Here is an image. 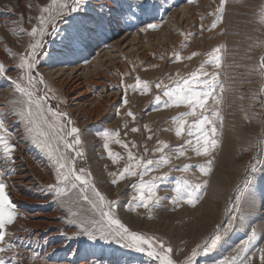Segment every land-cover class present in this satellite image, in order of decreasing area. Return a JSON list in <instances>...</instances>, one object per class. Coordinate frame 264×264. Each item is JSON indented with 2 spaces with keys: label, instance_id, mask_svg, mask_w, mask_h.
Segmentation results:
<instances>
[{
  "label": "rangeland",
  "instance_id": "1",
  "mask_svg": "<svg viewBox=\"0 0 264 264\" xmlns=\"http://www.w3.org/2000/svg\"><path fill=\"white\" fill-rule=\"evenodd\" d=\"M140 2L88 0L83 13H74L60 21L57 31L45 37V47L39 54L38 71L52 90L49 93V106L67 113V118L73 122L69 127L80 129L82 145L79 150L83 152V157L70 153L75 167L84 168L91 174L88 178L96 188L109 200L117 201L115 215L131 231L156 236L170 246L176 264H184L191 250L197 244L210 241L217 230L222 234L220 244L207 255H199L196 264H221L235 254L233 250L242 241L248 239L252 227L257 230L256 238L241 256L254 264H261L259 257L261 249H264V207L261 206L264 202V147L252 146L264 136V97L259 94L262 78L252 69L264 54V48L251 45L257 38L264 41V28L258 22L264 0H227L223 21L211 30L210 25L216 17L210 13L216 12L220 0H192L191 3L189 0H147L146 14L135 8ZM49 3L50 0H0V62L8 69L6 76H0V110L7 111L10 102L15 99L7 77L17 78L21 75L15 65L19 54L27 51L30 37L26 33L38 23L35 17L39 15V9ZM129 3L133 4L134 16L127 11ZM121 5L125 10L122 19L119 18ZM85 14L87 17H97L98 14L116 17L119 22L114 21L98 29L86 45L77 40L70 51L66 47L67 36L87 35L73 17ZM148 23H156L159 27L141 31ZM21 28L25 31L21 32ZM218 46H224L221 50L222 67L216 68L208 63L205 70L219 73L217 95H220L221 85L226 88L221 103L213 104L210 100L208 105L215 108L223 122L221 125L216 121L218 131L215 138L219 144L212 156V173L205 177L195 167L188 172L177 170L184 164H203L205 158L195 156L191 149L179 158H176L174 151H170L188 138L186 134L181 138L175 136L172 119L188 109L185 106L165 108L163 101L167 97L155 88V84L163 81L171 86L175 79L187 76L197 70L201 63L210 61L208 53ZM174 52H179L183 59L174 61ZM193 52L199 55L187 59ZM136 76L149 81L152 85L149 93L142 95L138 90L126 87L135 84ZM79 82L81 86L75 89ZM39 88L46 90L45 85H39ZM158 95L160 103L156 102ZM125 98L127 104L123 103ZM128 111L135 114V120L127 115ZM187 119L191 122L193 117ZM7 125L13 133L11 142L16 145L13 154L15 161L6 164L0 160V168L15 169L14 175H6L4 179L18 216L8 227L10 234L6 240L16 245L19 264H81L84 261L90 264H159L158 260L148 257L146 253L124 248L116 242H93L82 236L65 241L57 230L69 233L73 230L64 223L66 210L54 199V194L41 191L55 182L54 165L23 134L18 121L8 119ZM134 127L139 130L132 132ZM104 130L118 131L119 137L105 141L101 135ZM116 139L128 143L130 148L135 143L138 147L131 150L145 160L160 158L162 153L153 151L158 141L169 145L163 154L172 157L170 164L162 165L158 171L144 177L147 181L151 176L167 173L166 178L158 181V196L163 198L161 206L151 213L132 202L135 195L132 185L139 183L137 177L122 180L118 185L111 183L113 176L110 173L122 170L127 159V151L115 143ZM106 142L108 149L103 146ZM261 144L264 145V140H261ZM250 147L251 151H245ZM109 151L119 153L125 159L113 164ZM249 164L257 169L255 177ZM23 165L31 171L35 187L19 190L15 178ZM179 178L193 183H201L205 179L209 181L203 199L195 206L184 201H179L177 205L171 203L175 195L172 189ZM246 180L254 181L251 188ZM237 188L252 191L256 206L251 210L246 208V215L249 211L251 214L245 219L235 220L229 226V218L237 215L231 211L233 198L238 194ZM15 194L23 195L31 202L18 199ZM74 210L84 216L92 215L90 206L84 202ZM38 212L55 215L56 224L44 233L43 239L34 238L36 228L31 223ZM50 232L57 233L53 244L44 240ZM53 249H56L55 254L48 259L45 253H52ZM33 252L39 254L35 261L30 259ZM2 255L8 258L16 253L10 251ZM95 257L96 261L92 262Z\"/></svg>",
  "mask_w": 264,
  "mask_h": 264
},
{
  "label": "snow or ice",
  "instance_id": "2",
  "mask_svg": "<svg viewBox=\"0 0 264 264\" xmlns=\"http://www.w3.org/2000/svg\"><path fill=\"white\" fill-rule=\"evenodd\" d=\"M189 2L191 3L192 0H189ZM87 3L88 0H70V2L69 0H50L47 6L39 9V15L35 17L38 23L26 33L30 37L27 51L19 54L18 63L15 65L16 70L21 75L17 78L7 77L13 88L15 99L10 102L7 111L0 110V160H3L6 164L14 163L15 161L13 154L16 150V145L11 142L13 133L8 128L7 120H16L22 125L23 134L30 139L32 144L43 151L54 165L55 182L48 184L41 191L54 194V199L66 210L64 223L73 230L70 233L57 230L65 241H71L82 236L93 242L97 240L106 243L116 242L124 248L146 253L148 257L158 260L159 264H176L172 259L171 253L173 249L170 246L156 236L131 231L115 215L114 209L117 207V201L106 198L88 178L91 174L86 172L84 168L77 169L75 167V160L70 153L74 152L76 157H83V152L79 150L82 145L80 129L75 126L69 127L73 122L70 118H67V113L54 110L49 106V93L52 90L47 87L43 75L38 71L39 54L42 53L45 47V37L57 31V25L60 21L74 13H83ZM226 3L227 0H220L216 12L210 13V15L216 17V20L210 25L209 30L216 28L217 24L223 21ZM102 7L106 6L102 5ZM135 8L142 14H146L148 11L147 0H141L140 3L135 5ZM127 11L133 16L135 15L132 3L128 4ZM124 15L125 10L121 5L119 18L122 19ZM73 20L80 25L83 32H86L87 35H80L79 37L67 36L65 38L68 41L66 47L70 51L73 50L72 45L77 40L79 43L86 45L98 29H103L114 21L119 22L116 17H105L103 14H98L97 17H87L86 14L80 17L74 16ZM258 22L261 28H264V6L260 8ZM158 27L159 25L156 23H148L146 28L141 29V31L155 30ZM20 31L24 32L25 30L21 28ZM181 35H184V33H181ZM223 47L214 48L208 53L211 57L210 61L201 63L197 70L192 71L187 76H180L175 79L171 86L165 85L163 81L155 84V88L159 89L164 97H167L163 101L165 108L185 106L188 109L172 118L175 124V136L181 138L185 137L186 134L188 138L178 148L175 150L170 149V151H174L176 158H179L185 156L191 149L194 151L195 156L205 158V163L196 165L184 164L182 168L177 169L179 171L188 172L195 167L205 177L210 176L212 173L214 164L212 156L219 144V141L215 138L218 131L216 121H219L222 125L223 120L215 108H210L208 105L210 100L213 104L221 103L226 88L221 85L219 87L220 95H217L219 73H209L205 70V65L211 63L216 68L222 67L223 56L221 50ZM251 47L264 48V41L257 38V41ZM6 51L10 52L9 49H6ZM13 55L16 54L13 53ZM197 55L199 53L193 52L187 59L191 60ZM173 56L174 61L183 59L179 52H174ZM7 71L8 69L5 65L0 62V76H6ZM252 71L259 74L262 78L259 94L264 97V54L260 56L258 64L253 66ZM121 84H123V81H121ZM39 85H45L46 90L41 91ZM126 87H131L134 91L138 90L143 95L151 91L152 85L149 81L136 76L135 84ZM156 102H161L159 95L156 96ZM123 103H128L127 98L123 100ZM127 115L135 120L133 112L128 111ZM188 117H193V120L189 122ZM245 118L247 119L248 117L246 116ZM138 130L135 127L131 129L132 132ZM101 135L105 141H108L114 137H119V132L104 130ZM261 140H264V136L259 138L252 147H264L261 144ZM115 143L121 145L127 151V159L122 170L110 173L113 176L111 183L118 185L122 180L137 177L139 183L132 185L135 189L132 202L135 203L136 207L145 208L151 213L155 208L161 206L163 198L158 196L160 187L158 181L166 178L167 173L162 176H151L147 181L144 177L149 176L150 172L158 171L162 165L170 164L172 157L163 154L165 149H169V145L164 141H158V146L153 151L162 153L160 158L158 160H145L131 150L138 147L135 143L131 144V148L128 143L120 139H116ZM103 146L105 149L109 147L107 142ZM252 147L245 149V151H251ZM145 151H148L147 148H145ZM108 155L112 159L113 164H119L121 160L125 159L121 154L111 151L108 152ZM249 167L253 177H255L257 169L251 164H249ZM14 174V168H8L7 170L0 168V264H19L16 245L10 240H6V237L10 234L7 229L17 219L18 212L16 205L10 198L9 191H7L8 184L4 177ZM253 182V180H246L249 188H251ZM208 183L207 179L201 183H193L186 178L177 179L172 189L175 195L171 198V203L177 205L179 201H184L188 205L195 206L198 201L203 199ZM236 191L238 194L233 198L234 203L231 211L236 212L237 215L229 218V226L235 220L245 219L247 215L251 214L249 211L246 215V208L251 210L256 206L255 196L252 191H241L239 188ZM81 202L90 206L91 216H84L74 210L81 206ZM261 206L264 207V202H262ZM256 235L257 230L252 227L248 239L242 241L233 250L235 254L226 258L221 264H237V262L239 264H254L253 261L242 257L241 253L247 250ZM221 240L222 234L217 230L210 241L197 244L191 250L184 264H196L199 255L202 253L207 255L220 244ZM10 251L16 253V255L8 258L2 255ZM55 251L56 249H53L52 253L46 252L45 256L51 259ZM38 258L39 254L33 252L30 259L35 261ZM259 259L261 264H264V249H261Z\"/></svg>",
  "mask_w": 264,
  "mask_h": 264
},
{
  "label": "bare ground",
  "instance_id": "3",
  "mask_svg": "<svg viewBox=\"0 0 264 264\" xmlns=\"http://www.w3.org/2000/svg\"><path fill=\"white\" fill-rule=\"evenodd\" d=\"M85 83V82H84ZM81 84V82H79V84L77 85V87L75 89H77L79 87V85ZM81 86V85H80ZM74 88V86H73ZM85 88V87H84ZM86 90V89H85ZM85 92V91H82ZM81 91L79 93H82ZM76 93V92H75ZM86 93V92H85ZM21 158V157H20ZM18 165V164H17ZM18 167V166H17ZM20 168V172L19 174L16 176V186H18L20 189L19 190H23L24 187H35V183L32 180V176H31V171H29V169H27L26 167L21 166ZM45 178H50V177H45ZM30 190V189H29ZM32 190V189H31ZM36 190V189H35ZM22 192V191H21ZM37 193V192H36ZM21 194V193H20ZM34 195V194H33ZM15 196L18 199H21L23 201L26 202H31V200H29L28 198L24 197L23 195H18L15 194ZM26 196V195H25ZM35 199V198H34ZM37 201V200H36ZM44 202V201H43ZM39 203V202H38ZM41 205V204H40ZM33 206V205H32ZM54 214H42L40 212L36 213L32 220L31 223L34 225V227L36 228V234H34V238L35 239H41L46 233L47 231H49V228L51 229V227L55 226V220H54ZM26 223V222H25ZM56 232H50V234L44 239V240H49L51 242V244H53L54 242V237L56 236ZM43 239V238H42ZM95 255V254H94ZM99 256H97L98 258ZM96 257L92 260V262L96 261L97 259ZM81 264H90L87 261L82 262Z\"/></svg>",
  "mask_w": 264,
  "mask_h": 264
}]
</instances>
